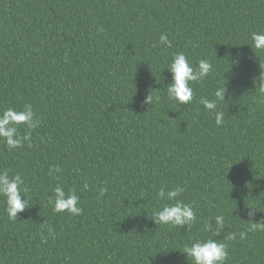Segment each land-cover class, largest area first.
I'll use <instances>...</instances> for the list:
<instances>
[{
    "label": "trees",
    "instance_id": "trees-1",
    "mask_svg": "<svg viewBox=\"0 0 264 264\" xmlns=\"http://www.w3.org/2000/svg\"><path fill=\"white\" fill-rule=\"evenodd\" d=\"M254 32L264 0H0V110L30 103L41 120L23 147L0 142V169L23 176L31 206L12 220L0 198V264H193L184 246L206 238L228 243L226 264H264V231L225 240L251 209L264 218ZM177 52L213 64L190 105L165 90ZM223 85L217 126L199 100ZM149 93L160 99L143 103ZM57 184L76 189L82 215L53 212ZM163 185L185 188L196 213L187 229L149 216L169 203L157 198ZM218 214L225 229L212 236L203 225ZM49 227L56 238L45 241Z\"/></svg>",
    "mask_w": 264,
    "mask_h": 264
},
{
    "label": "clouds",
    "instance_id": "clouds-1",
    "mask_svg": "<svg viewBox=\"0 0 264 264\" xmlns=\"http://www.w3.org/2000/svg\"><path fill=\"white\" fill-rule=\"evenodd\" d=\"M251 40L252 49L264 51V32L252 33ZM160 43L168 48L172 46L167 33L161 34ZM260 68L264 70V65L260 64ZM166 70L171 74V83L165 88L168 98L177 102L178 105H190L194 101L192 85L202 82L208 77L213 72V64L208 59H200L194 66L183 52H177L172 56ZM260 78L264 79V71H261ZM259 91L264 93V83H261ZM226 92V86L223 85L216 89L213 99L204 96L199 100V104L203 106L204 110L214 116L217 126L224 123L225 114L218 108V102L226 103ZM159 99V96L153 97L149 93L143 103L150 105ZM40 124L41 120L37 117L30 103L24 104L19 110L5 107L0 110V142L9 150L19 149L31 140L32 132ZM21 127L26 129L23 134L20 131ZM59 171V168H53L50 169V174ZM83 190H89L88 183L83 185ZM97 191L100 196H103L107 192V188L101 184ZM184 192L185 188L182 185H176L171 189H168L166 185L160 187L157 192L158 200H166L169 203L163 204L158 210L149 215L156 225H171L179 229H187L196 221L193 204L185 203L180 199ZM27 194L28 187L22 175H12L7 168L0 169V198H2L5 205L4 211L9 219L17 220L18 214L31 207ZM48 199L53 204V212L55 213L67 212L72 216L83 214V208L80 206V196L77 194L76 189L66 192L64 187L57 184L53 189V195ZM255 212L253 209L249 211V220L246 222L247 227L245 229L239 233H228L225 240L235 241L237 235H239L240 240H244L249 232L264 231V218L255 220ZM203 229L212 233V236H218L225 229V216L223 214L215 215L211 220L204 223ZM48 238L52 240L56 238V233L51 227L47 230L45 241ZM228 247V243L206 238L185 245L183 254H186L187 258L193 261V264H226Z\"/></svg>",
    "mask_w": 264,
    "mask_h": 264
}]
</instances>
